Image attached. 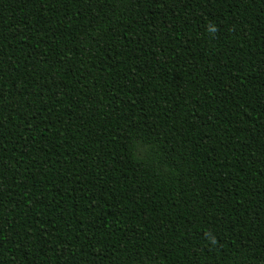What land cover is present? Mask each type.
Returning <instances> with one entry per match:
<instances>
[{
	"label": "trees",
	"instance_id": "16d2710c",
	"mask_svg": "<svg viewBox=\"0 0 264 264\" xmlns=\"http://www.w3.org/2000/svg\"><path fill=\"white\" fill-rule=\"evenodd\" d=\"M0 264H264V0H0Z\"/></svg>",
	"mask_w": 264,
	"mask_h": 264
},
{
	"label": "clouds",
	"instance_id": "9594fccd",
	"mask_svg": "<svg viewBox=\"0 0 264 264\" xmlns=\"http://www.w3.org/2000/svg\"><path fill=\"white\" fill-rule=\"evenodd\" d=\"M210 31L213 32V33H215V32L217 31V29H216L215 27H212V28L210 29Z\"/></svg>",
	"mask_w": 264,
	"mask_h": 264
}]
</instances>
